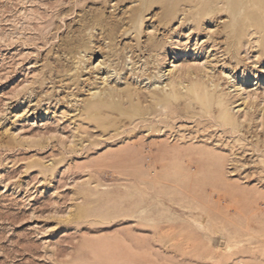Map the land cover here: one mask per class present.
<instances>
[{
	"label": "rangeland",
	"instance_id": "374dc122",
	"mask_svg": "<svg viewBox=\"0 0 264 264\" xmlns=\"http://www.w3.org/2000/svg\"><path fill=\"white\" fill-rule=\"evenodd\" d=\"M0 264H264V0H0Z\"/></svg>",
	"mask_w": 264,
	"mask_h": 264
},
{
	"label": "bare ground",
	"instance_id": "6f19581e",
	"mask_svg": "<svg viewBox=\"0 0 264 264\" xmlns=\"http://www.w3.org/2000/svg\"><path fill=\"white\" fill-rule=\"evenodd\" d=\"M222 119H224L225 121H230L231 118H230V115L227 111H224L221 113V116H220Z\"/></svg>",
	"mask_w": 264,
	"mask_h": 264
}]
</instances>
